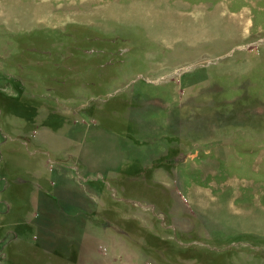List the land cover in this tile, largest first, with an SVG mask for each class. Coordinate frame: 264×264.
I'll return each instance as SVG.
<instances>
[{
    "label": "rangeland",
    "instance_id": "rangeland-1",
    "mask_svg": "<svg viewBox=\"0 0 264 264\" xmlns=\"http://www.w3.org/2000/svg\"><path fill=\"white\" fill-rule=\"evenodd\" d=\"M4 190L0 264H264V0H0Z\"/></svg>",
    "mask_w": 264,
    "mask_h": 264
},
{
    "label": "crops",
    "instance_id": "crops-1",
    "mask_svg": "<svg viewBox=\"0 0 264 264\" xmlns=\"http://www.w3.org/2000/svg\"><path fill=\"white\" fill-rule=\"evenodd\" d=\"M6 190H7V189H6ZM6 190H4V191H0V194L3 195L4 192H5ZM0 203L6 204L7 206H9L8 202L6 203L5 201H0Z\"/></svg>",
    "mask_w": 264,
    "mask_h": 264
}]
</instances>
